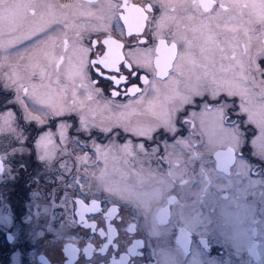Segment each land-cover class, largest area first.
I'll list each match as a JSON object with an SVG mask.
<instances>
[{"label": "snow or ice", "instance_id": "1", "mask_svg": "<svg viewBox=\"0 0 264 264\" xmlns=\"http://www.w3.org/2000/svg\"><path fill=\"white\" fill-rule=\"evenodd\" d=\"M95 0H88L89 6L94 4ZM187 7L194 9L195 14L187 16L189 21L199 20L200 23L191 31H205L208 33L207 42L215 43L217 46L220 41L217 40L218 33L215 29L223 27L233 33L231 40L228 41L229 47L232 48L231 59L235 61L233 67L239 68V73L231 79L217 80L214 76L206 84L202 82L200 76H196L195 83L184 82V92L179 91L178 87L174 89V96L166 97V99L178 100V103L170 110L165 108L160 114V124L147 127H128L123 126L124 132H131L137 137H142L148 141H154L153 133L157 132V128H162L163 133H171L174 142L169 143L167 139L163 141V151L159 147H152L151 151H146V145L141 142L133 145L131 141L119 145V150L126 157L125 163L133 168L131 173L135 177V182H130L127 172H121V180L114 181L108 178L107 160L112 145H98L93 142L96 153V160L103 159L105 168L99 169L97 175L93 172L91 181L82 183L79 176L75 177L71 183L64 185L65 189H76V198L72 199L73 193L65 191L61 200V205L66 209L72 205L71 214L61 224L60 229L56 231V243L63 238H67L69 243L65 244L63 251L65 253L74 254L77 251L75 241L79 239L77 236L69 235L67 229H71L82 225L85 229H97V223H88L84 213H99L102 220H108L110 223L107 229L100 228L98 235L102 238L106 237L107 242L98 245L99 254L106 251L109 256H99L102 264H141L139 259H129L130 257L139 258L143 255L142 250L146 247L152 248L151 255L156 257L157 264H217L215 260H202L201 257L206 256L208 249L213 243L231 244L237 250V254L246 248L249 256L259 264H264V251H257L262 245L255 243V239L259 237L264 244V180H253L249 174L256 170V166L252 165L244 155L240 154L242 146L245 143L246 125L255 124L259 129V135L251 140L253 157L264 161V91L260 94V100L256 101L255 96L251 94L248 82L256 84V77L264 76V68L258 62L264 59V0H183ZM159 5L164 11L161 12L159 18L150 17L149 14L154 13L156 6ZM52 5L45 0H23V2L9 3L8 0H0V23L8 20L14 25L17 14L20 10H31L33 17L39 16L40 26L32 29L29 34L23 37V40H30L37 37L40 33L52 29L53 25L63 24L67 29L69 21L67 17L59 20L52 15ZM111 9L123 8L124 13L112 11L108 16V25L112 24L115 19L116 27L119 28V21L124 22V26L128 29V34L132 32H143L145 22L151 24L155 20L156 31L154 36H160V30L163 21L171 19L166 11L168 5L165 0H151L144 6L129 4L128 0H123L122 4H113L109 0ZM175 9H173L174 11ZM230 13L226 20L221 22L222 14ZM91 15V13H88ZM103 19V17H98ZM213 21H216L213 27ZM258 26V27H257ZM98 30V29H97ZM10 31H15V27H10ZM242 31L246 42L242 46V51L237 55L236 48L241 47L238 41L237 32ZM259 33L256 38V48L253 51V35ZM79 35V33L77 34ZM187 47H191V41L181 37ZM20 38H13L8 45L20 43ZM235 42V45H233ZM97 41H92L93 46ZM143 43V41H141ZM177 39L175 33L172 35V43L167 46L165 39L160 38L159 44L155 48L158 54L155 61L154 75L158 78L169 77L174 85H179L181 81L177 78L183 75L179 71V63H174L177 59H186L190 54L185 51L180 53L177 51ZM103 44L108 47V51L91 61V65L103 66L104 69L120 73L118 67L120 61L124 57L120 54L119 49L122 44L113 40L111 36L103 40ZM3 42H0V48H4ZM67 47V40H65ZM79 51L85 54L81 59L77 75L81 80H88L87 77V59L86 53L88 48L80 47ZM205 51L201 48V52ZM223 53L224 49H220ZM151 50L145 52V56H150ZM165 53L164 55H160ZM246 57L245 59H243ZM228 59L227 55L223 56ZM209 59V57H205ZM147 63L151 64L150 59ZM58 64V62H57ZM130 68L131 66L128 65ZM170 70L177 72V77L170 75ZM96 72L103 76L101 68H96ZM44 75L43 71L40 73ZM132 77L137 76L136 71H131ZM207 79L209 74L205 72ZM106 79L110 80L117 88L128 82V77L120 74L109 75ZM140 81L144 85H149V80L141 76ZM10 83L5 84L4 91L15 88V99H6L4 104H19L25 111L24 119L28 122L35 121L38 125L49 123L48 116L66 117L70 119L72 114L77 110L75 108L57 107L56 103L49 100L41 99L36 95L35 86L30 92L22 83H18V76L13 72L9 77ZM95 83V81H90ZM264 84V81L260 82ZM87 89L88 85L83 84ZM151 88L156 90V83L151 84ZM147 91V89H145ZM99 93L100 89L97 88ZM141 92V88L136 84H132L127 88L125 95L133 96ZM27 97L33 104L41 105L50 109L39 115H32L27 111V105L22 98ZM121 93L113 90L111 95L116 97ZM76 92L73 91V96ZM234 97H239L237 104ZM91 99V94L88 96ZM199 98V99H197ZM140 101H137L139 103ZM151 103V102H150ZM185 106L195 109L199 106V111H191ZM78 114V113H77ZM155 115V113H153ZM234 116V118H233ZM246 117V119H245ZM15 116L11 111L0 115V133L5 127L15 131L12 128ZM197 121L199 122V130H197ZM187 126L188 136L180 135L179 128ZM121 126V125H117ZM73 127L67 123V119L59 125L60 143L67 142L66 130ZM89 125L82 115H79V127L77 132L86 131ZM100 131L109 133L112 131L110 127H103ZM199 137V139H197ZM17 139L23 143V137L18 136ZM38 149V159L49 165L57 157L58 151L63 152L55 144L52 133L45 132L39 136L36 141ZM4 155H0V174L11 175V161L9 157L23 149H12L9 154L5 148H0ZM142 154V155H141ZM114 159L116 157H113ZM156 161V168L148 165L147 170L143 168L144 159ZM77 160L83 164H88L87 155L77 157ZM130 161H136L141 165L136 170ZM94 163V162H93ZM198 164V170L195 167ZM166 165L167 167H163ZM24 167V165H21ZM61 169L67 172V163L60 165ZM115 171H120L115 169ZM88 174V168H85V175ZM62 180V177H57ZM260 185L262 190L259 193L260 202V219L257 220V209L254 203H247L245 197L249 194L255 196L253 191ZM198 190L193 192V188ZM214 189V191H210ZM230 194L221 195V193ZM38 192H33L32 196L36 197ZM91 195L90 204L86 200ZM195 196L192 203H188L190 196ZM106 207V212L101 213V204ZM203 209V210H202ZM129 212L130 215L125 220L123 212ZM48 208H45V213ZM36 215H39L37 213ZM79 217L76 220L74 217ZM120 223L116 227L113 226L115 221ZM24 222L31 225V235L33 238L45 235L43 230L37 231V227L43 229V225L32 223V215L29 214L24 218ZM0 223L7 226L10 223L8 215H0ZM48 224L47 231L53 232V226ZM121 232V237L114 240L117 231ZM133 234L143 236V238H134ZM91 241L92 237L89 236ZM152 241H155L154 245ZM111 246V250H110ZM119 247L123 254L116 252ZM93 250V243H87L83 248L85 257L90 256ZM119 257L117 259L116 257ZM191 257L190 259H185ZM41 264H49L45 256H40ZM90 264V261H85Z\"/></svg>", "mask_w": 264, "mask_h": 264}, {"label": "flooded vegetation", "instance_id": "2", "mask_svg": "<svg viewBox=\"0 0 264 264\" xmlns=\"http://www.w3.org/2000/svg\"><path fill=\"white\" fill-rule=\"evenodd\" d=\"M8 2H23V0H8ZM45 2L53 6L51 13L55 16V18L64 20L65 17H67L70 26L67 29H64L63 24L53 25L52 29L46 30L45 33H40L37 37L25 40L31 42V50L33 52H40V56H42L40 62L30 61L27 64L30 66L33 77L36 79H40L37 75H40L41 71H53L51 76L55 77V79H52L50 82L52 84L59 85L56 86L62 89L60 92L61 98H63V104L66 108H75L77 110L72 114L70 119L66 117L58 118L60 119V123L67 119V123L73 125V127L66 130L68 142L62 144L61 147H59V143H56L59 149L64 150L63 152L58 151L57 156H60V160L67 163L69 170L65 172L63 169H60L61 175L59 177H62V180H59V182H61V184L63 183L62 189L59 194L57 190L52 191L54 186H51V184L56 183L58 179L57 177L53 179L50 178L53 173L51 167L52 165L38 159V149L36 145H33V142L36 141L39 133L48 132L56 126L58 121H55L53 116L50 115L51 119L48 120L49 123L44 125H37L36 123V125L32 127V130H30V138L27 142L28 151L24 155V158L28 157V163L24 162V159L20 157L17 158V165L14 164V167L16 166L17 168H12L16 169V176L19 177V180H17L18 183L16 184V191L9 194L7 192L8 195H6L9 198L8 203L11 209L15 211L16 221L14 224H11L7 230H4L2 227L3 225H1L2 223H0V264H15L12 257V255L15 254V257L18 256V260H21L23 264H41L40 256L42 255L46 257L49 264H85V261H90V264H102L101 260L98 259V245L106 243L107 239L106 237H100L98 232L100 228H104L106 230L110 221L102 220L101 214L84 213L85 219L88 223H97L96 231L93 232L92 229H85L82 225L72 228V231L69 234L79 237V239L75 241L77 251L74 254L70 252L65 253L63 251V247L65 244L69 243V241L67 238H63L57 242L59 244L55 252V256H52L51 250H47V252L43 251V244L37 242L32 237L31 225L25 223L24 218L29 214H31L33 219H36V221H40L43 218V228L47 229L48 224L45 223L46 221L51 223L53 228L54 224L51 216H49L51 222L47 220L46 214L42 216L41 209L43 207L48 208L49 214H52L54 210L56 211L58 207H62L63 212L66 215L63 216L64 218L71 214L72 205H69L66 209L61 205V200L65 191L73 193L72 199H75L77 190L71 188L65 189L64 185L71 183L77 176H79L82 183L91 181L95 184V181L92 180L91 174L95 172L98 175L99 169L105 168V161L103 159L96 160L93 142L101 146L112 145V148L109 151V158L107 160L106 170L108 178L114 181H119L121 180L120 173L127 172L129 174V181L135 182V177L131 175L133 168L125 163L124 158L126 159V157L121 154L122 152L119 151L118 153L120 154L118 161H116V158H113L118 156L117 152H115V149L119 148L117 146L123 145L128 141H131L133 145L143 142L146 145V151H151L152 147H159L160 150L163 151V141L167 139L169 143H173L174 139L171 133L164 134L162 128H157V132L153 133L155 140L148 141L142 137L133 135L130 131L124 132L123 126L131 128L137 126L147 127L159 125V116L163 110L165 108L170 110L178 103V100L166 99V97L174 96V89L177 87L179 91L184 92V82L187 81L195 83L196 76H200L202 82L206 84L210 81L212 76H214L217 80L231 79L236 76L239 73V68L233 67L236 62L231 59L232 48H230L228 44V41L231 40L233 33L223 27L222 24L220 29H215L218 33L216 39L220 41L219 45L217 46L215 43L207 42V32L199 29L195 32L190 30L191 28L199 25L200 21H189L187 19L188 15L195 14V10L187 7V4H185L183 0H165L168 5L166 11L171 19L163 21L159 37L153 35L156 31L155 20H153L151 24L145 22L143 32L137 33L134 31L131 35L128 34V29L124 26V22L122 20L119 21V28L116 27L117 21L115 19L112 21L111 25H108V16L111 15L112 11H115L118 14L124 13L123 8L110 10L109 0H95L94 4L91 6H89L88 0H45ZM111 2L113 4H122L123 0H111ZM128 2L129 4L144 6L151 2V0H128ZM173 9L175 10L173 11ZM162 11H164V9H161V7L157 5L154 13L149 15L150 17L159 18ZM88 13H91V15ZM229 15L230 13L222 14L221 22L226 20ZM98 17H103V19H98ZM212 23L214 27L216 21H213ZM40 24V17H33L31 15V10H20L17 14L14 25L10 24L8 20L0 23V40L13 38L23 39L25 35L29 34L32 29L40 26ZM13 26L15 27V31H10V27ZM78 33L79 35H77ZM173 33H175L178 41L177 51L180 53L187 51L190 54L186 59H177V61L174 62L179 63V71L182 72L183 75L177 77V72L170 70V75L177 77L181 81L178 86L172 84L169 77H164L162 79L155 77L153 71L155 69V61L158 55L155 52V48L159 44V39H165L166 45L170 46L172 43ZM235 35H237L241 46L236 48L239 58V53L242 51V46L246 42L247 37H245L242 31L237 32ZM258 35V32L253 35V51L256 48V38ZM109 36L123 45V47L119 49L120 54L124 57L118 65L121 69L120 73L104 69L101 65H96L95 67L91 65L92 60H95L98 56H101L104 52L108 51V47L103 44V40ZM181 37L191 41L190 48L186 46ZM65 40H67V47H65ZM92 41H97L95 46H93ZM141 41H143V43H141ZM4 44L9 46L8 43ZM18 45L19 43H14L13 47H17ZM233 45H235V42H233ZM80 47L89 49L86 53L88 80L84 81H82L81 77L77 75L81 59L85 56V54L79 51ZM201 48L205 49L203 53L201 52ZM221 48L224 49L223 53L220 51ZM148 50H151L150 56H145V52ZM164 54L165 53H161L160 55ZM224 55H227L229 58L224 59ZM206 56L209 57V59H205ZM149 59L151 61L150 66L147 63ZM243 59L246 61L247 58L244 57ZM258 62L261 67L264 68V59H261ZM6 65L9 66L8 69L10 68L11 70L6 73L7 76L4 73L6 68H4V66ZM20 65L21 60L18 58V55H16V58L14 57L13 59L7 55H3L0 58V112H3L5 109L12 108V110H16L18 116L20 114V111L18 110L19 104H4L6 99H15V88L13 87L9 91H4V85L7 82L6 79H9L13 72L16 73L18 69L19 71L20 69L23 70V67H18ZM128 65L131 67L129 68ZM96 68H101L104 75H99L96 72ZM131 71H136L137 76L132 77L130 75ZM205 72L209 74L207 79L204 75ZM120 74L127 76L128 82L121 84L118 88L110 80L106 79L109 75H116L118 77ZM141 76H144L149 80V85H144L140 81L139 77ZM19 81L20 79L18 78V82ZM90 81H95V83H91ZM256 81V84L253 85L250 80L248 82V87L251 90V94L255 96L256 101H259L260 94L264 91V84L260 83L261 81H264V76L258 75L256 77ZM153 82L156 83L155 91L151 88V84ZM83 84L88 85L87 89L82 86ZM132 84H136L140 87L141 92L136 93L133 96L125 95L127 88L131 87ZM97 88L100 89L99 93L96 92ZM114 89L119 91L121 94L113 97L111 92ZM145 89H147V91H145ZM73 91L76 92L75 96H73ZM89 94H91V99L88 98ZM21 96L24 98L22 93ZM84 98H88V103L93 102L97 104L100 110H108L109 114H107V120H102L103 118L101 117V113L103 112L97 113V118L95 116L96 112H92L91 116L94 115L92 119L95 118V123L97 125L88 127L86 131L77 132L76 128L79 127V115L83 114L82 109L84 108ZM233 99H235L237 104H239V97H234ZM137 101L140 102L137 103ZM28 107L30 108L29 105ZM185 107L189 109V112L193 110L197 112L199 111V106L195 109H192L190 106ZM117 113L124 114V116L127 115L123 118L124 121H120L121 116L117 115ZM153 113H155V115ZM20 119L21 118H19V120ZM90 119L91 118H89V121ZM103 127H110L112 128V131L104 133L100 131ZM245 127L247 129L245 132V143L242 146L240 154L244 155L252 165L256 166V170L249 174L250 178L264 180V161H261L250 154L253 150L251 140L259 135V129L255 124H248ZM178 128L181 136H188L187 126L180 127V125H178ZM197 130H199L198 121ZM57 135H59V132ZM197 139H199V137H197ZM85 155H87L89 159L93 158L94 160L92 170L90 166H87L77 160L78 156L83 157ZM96 162H99L100 164L98 168L96 167ZM130 163L134 165L136 170L141 168V165L136 161H130ZM149 164H151L152 168H156L157 166L155 160L145 158L143 168L147 170ZM21 165H24V167H21ZM119 167H123L122 171ZM163 167L166 168L167 166L163 165ZM195 167L198 170V164ZM85 168H88L87 175H85ZM115 169H119L120 171H115ZM2 175L3 174H0V178ZM20 183H24L25 187L21 188V186H18ZM39 183L49 184L45 186V190L43 192H39V196L37 195L36 197H33L32 193L36 192L33 190L36 189ZM31 188L33 190H29ZM39 188L40 185H38V189ZM258 188L259 186H256L254 189H250V193L254 191L256 195H247L245 197V201L246 199H252V201L255 202V199H258L257 196L260 193V191H257ZM197 190L198 189L195 187L192 189L193 192ZM210 191H214V189H210ZM225 194H230V190L227 193H221V195ZM0 197L3 196L0 195ZM35 198L38 200H35ZM194 200L195 196H190L188 203H192ZM90 202L91 195L86 200V203L90 204ZM3 204L4 202L0 199V206H3ZM256 209V214H258L260 209L258 200H256ZM105 212L106 207L102 203L101 213ZM37 213H39V215H36ZM122 214L124 215L125 220H127V217L130 215L127 211ZM74 218L79 220L78 216ZM119 223L120 222L116 220L113 226L116 227ZM121 235L122 234L118 229L114 240L119 239ZM89 236L92 237L91 241L88 240ZM133 237L143 238V236L138 234H133ZM55 240L56 238L54 241ZM89 242L93 243V250L90 256L85 257L83 254V248L86 247ZM45 243H47L46 240L44 244ZM152 243L154 245L155 241H152ZM259 244L260 241L258 245ZM227 247L228 245L213 243L208 249L206 256L201 257V259L222 262V260H226V253L228 252ZM115 251L123 254V251L119 247H117ZM151 251L152 248L146 247L142 250L143 255L141 257H130L129 259H139L141 264H157L156 257L151 255ZM109 255L110 253L108 251L103 254H99V256L105 257ZM116 258L119 259L118 256ZM190 258L191 257H186L185 259L187 260Z\"/></svg>", "mask_w": 264, "mask_h": 264}, {"label": "rangeland", "instance_id": "3", "mask_svg": "<svg viewBox=\"0 0 264 264\" xmlns=\"http://www.w3.org/2000/svg\"><path fill=\"white\" fill-rule=\"evenodd\" d=\"M10 40L11 39H8V40L3 39L0 41L4 42V43H8ZM31 45H32L31 42L25 41L23 39H21V42L19 43V45L17 47H13V44H11L10 46L5 45L4 48H0V58L3 55H7L11 59H13L14 57L16 58V55H18V58L21 60V65L18 67H23V70L20 69V71H19V69H18L16 72L18 78L20 79V81L18 83L24 84V86L27 87L30 92L33 90V86H35L36 95L39 96L41 99H44L46 101L51 99L52 101H54L56 103L57 107L64 106L66 108V106L63 104V98H61V92L60 91H62V89L57 87L59 85L56 84L57 85L56 86L55 84H52L50 82L52 79H55V77L51 76L53 71H49V70L43 71L44 75L42 77H41V75H37L38 78H40V79H36L33 77L32 70L27 63H29L30 61L31 62H33V61L40 62L42 59V56H40V52H33L31 50ZM23 62H25V63H23ZM8 67L9 66H7V65L4 66V68H5L4 73L5 74L11 71L10 68L8 69ZM6 76H7V74H6ZM6 80H7L6 83H10L9 79H6ZM4 88H5V85H4ZM92 95H94V94H92ZM23 99L25 100V104L27 105V111H31L32 115H39L45 111L50 112V109H48V108H45V107L38 105V104H33V102L30 101L27 97H24ZM0 100H1V98H0ZM83 101H84V108L82 107L83 108L82 109V112H83L82 115L84 116L85 120L87 121L89 127L93 126V125H97L95 123V121H96L95 118L92 119L94 117V115L91 116L92 112H96V115H95L96 118H97V113L103 112V113H101L103 115V116L101 115V117L103 118L102 120H107L106 117H107V114H109L108 110H104V111H103V109L100 110L99 106L97 104H95L93 102L88 103L87 102V101H89L88 98H84ZM28 105L30 106V108L28 107ZM9 109H5L3 112H0V115L5 114L7 111H11L14 114L15 120L13 121L12 128L15 131L13 132L12 130L5 127V130L2 133H0V148H5L9 154L12 153L13 148H15V149H21L22 148L23 151L22 152L18 151L9 157V159L11 161V164H10L11 175L3 174L0 178V192H1L0 195L3 196V197H0V199L2 202H4L3 206H0V215H8L10 217V224L9 225L5 226L3 223L1 224V225H3L2 227L4 228V230H7L10 227V225L14 224L16 221L15 211L13 209H11V207L8 203L9 198L7 197V195L9 193H13L14 191H16V184L18 183L17 180H19V177L16 176V174H17L16 169H12V168L14 167V164L17 165V158H20V157H22L24 159V162L28 163V157L24 158V155L28 151L27 142L29 141V138H30V130H32V127H34V125H36L35 121L28 122L24 119L25 111L22 110L20 105L18 108V110L20 111L19 116L16 113V110H12V108H9ZM117 115L121 116L120 121H124L123 118H125V116H127V115L124 116V114H118V113H117ZM19 118H21L20 119L21 121L19 120ZM53 118L55 119V121H58V122H57L56 126H54L49 131L52 133V138H53L55 144L59 143V147H61L62 146V144L60 143L61 138H60V135H57V133L59 132L60 119H58L59 117H53ZM89 118H91L90 121H89ZM49 119H51L50 115L48 116V120ZM0 124H3V121H0ZM42 134L43 133L38 134L36 141L39 139V136ZM18 136L23 137V143H21L17 139ZM36 141L33 142V145H36ZM67 142H68V140H67ZM115 150H116L115 152H117V154L120 151L119 148H116ZM0 152H1V155H4L3 151H0ZM121 154H123V153H121ZM119 157H120V154H118V156H116V161H118ZM60 158H61L60 156H57L56 159H54L51 163V165H52L51 167H52V171H53L52 176H50L51 179L61 175L60 174V169H61L60 165L64 162L62 160H60ZM124 160H125V158H124ZM93 162H94L93 158H90L88 164H86L87 166H90L91 170H92V166L94 165ZM99 165H100L99 162H96L97 168ZM14 168H17V167L15 166ZM119 168L122 171L123 167H119ZM55 171H57V172H55ZM253 180H262V179H253ZM47 184H49V183H41V184L39 183L38 184V185H40L39 189H38V185H37L35 190H33L32 188L29 190H33V191H36L38 193L43 192L45 190V186ZM62 185H63V183L61 184V182H59V180L56 181V183H52L51 186H54L52 188V191L57 190L58 194H59L60 190L62 189ZM18 186H21V188H24L25 184L20 183V184H18ZM258 186H259V188L257 191H261L262 190L261 186L257 185V187ZM7 192H8V194H7ZM39 195H40V193H39ZM257 197H258V199H255V202H253L252 199H246V202L247 203H254L256 206V200L259 201V195ZM35 200H38V199L35 198ZM259 206H260V202H259ZM53 210H54V208H53ZM41 214H42V216L44 214H46V218H47V220H49V222H51V219H49V216L52 217L53 224H54V228H53L54 231L49 233L46 228L41 229L40 227H37V231L43 230L45 235L43 237L37 236L34 239L37 242H40L43 244V251L47 252V250H51L52 256H55L56 255L55 252H56V250L58 248V244H59L57 242L52 243L54 241V239L56 238V231L55 230L60 229L61 224L64 222V220L67 217H65V218L63 217L66 215L64 214L62 207L61 208L58 207L56 209V211L54 210V212L52 214H49L48 212L45 213V207H43L41 209ZM256 218H258V220L261 218L259 213L256 214ZM43 222H44L43 218L40 221H38V220L36 221V219H33V217H32V223H34L38 226L43 225ZM71 231H72V228L67 229L68 234ZM257 238L260 239L259 237H257ZM258 239H255V241H254L257 244L260 241L259 245H262L260 248H258V251H264V244H262L261 239L260 240H258ZM45 240L47 241V243L44 244ZM227 248H228L227 249L228 252L226 253L227 254L226 260H222V262L217 261V264H259V261L255 260L249 256L246 248L244 250H241L239 252V254H237L236 248H234L231 244H228ZM15 255H12L13 262L15 264H23L21 262V260H18V256H16L17 257V259H16Z\"/></svg>", "mask_w": 264, "mask_h": 264}]
</instances>
